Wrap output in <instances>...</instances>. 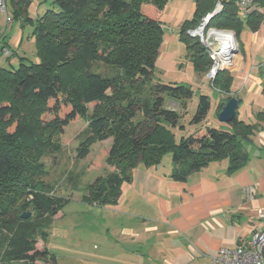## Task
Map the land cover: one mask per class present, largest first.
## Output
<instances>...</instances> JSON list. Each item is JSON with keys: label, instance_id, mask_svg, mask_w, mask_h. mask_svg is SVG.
Returning <instances> with one entry per match:
<instances>
[{"label": "trees", "instance_id": "16d2710c", "mask_svg": "<svg viewBox=\"0 0 264 264\" xmlns=\"http://www.w3.org/2000/svg\"><path fill=\"white\" fill-rule=\"evenodd\" d=\"M11 1L14 17L34 28L40 62L22 58L17 69L0 67V264H57L47 248L37 247V236H42L67 202L48 195L51 187L39 177V159L45 151L60 148L54 137L85 117L89 104L94 105L90 133L80 154L111 136L108 161L123 173H112L98 187L91 186L87 203L116 205L132 170L139 164L159 165L166 152L173 154L171 177L176 181L224 159L229 160L230 174L245 167L249 156L241 146L264 129V112L256 115L254 124L243 122L237 113L227 124L229 131L201 126L176 142L172 130L178 127L180 116L164 107L163 95L185 101L193 98V91L183 85L157 83L150 85L146 99L137 84L138 79L152 81L164 30L151 11L160 14L168 0H52L53 9L37 20L28 16L32 0ZM213 8L214 0H197L193 19L185 21L179 32L198 72H207L211 61L186 31ZM263 19L262 11L242 19L230 1L210 25L239 35L245 24L257 27ZM6 49L4 44L2 52ZM98 62L118 67L123 75L94 71ZM212 82L229 95V72H219ZM231 98L222 100L218 115ZM210 107L209 97L202 95L192 123L201 125ZM138 112L143 119L134 122ZM29 208L33 214L23 219Z\"/></svg>", "mask_w": 264, "mask_h": 264}, {"label": "rangeland", "instance_id": "374dc122", "mask_svg": "<svg viewBox=\"0 0 264 264\" xmlns=\"http://www.w3.org/2000/svg\"><path fill=\"white\" fill-rule=\"evenodd\" d=\"M196 1L168 0L160 14L155 10L151 11L152 17L159 18L162 23L163 45L155 64L152 81H137L146 99L150 95V85L157 83L183 85L193 91V98L185 101L163 95L164 107L175 110L180 116L178 127L172 130L176 142L201 126L229 131L228 125L220 122L218 117L219 105L227 96L240 101L238 118L247 124L256 123V115L264 112V19L257 27L251 28L245 24L239 35L234 30H229L236 35L240 47L235 60L236 68L224 70L232 76L227 95L213 85L215 78L208 77L209 70L195 71L186 44L179 40L182 24L194 17ZM7 7L9 16L13 18L7 23L5 14L0 12V67L17 69L22 58L28 63H39L33 26L25 23L23 18L14 17L11 0H7ZM51 9L52 0H32L28 16L37 20ZM262 13L264 16V5ZM180 21L183 23L179 26ZM194 29L195 27L187 29L186 36L198 42L187 34L189 30ZM4 44L7 45L9 58L2 52ZM93 69L104 75H123V71L118 67L102 62L95 63ZM202 95L209 97L211 107L206 120L198 125L192 123V120ZM149 100L151 102L152 98ZM87 108L85 117L76 119L64 129L62 135L54 137L53 142L59 143L60 148L45 151L39 159V177L51 187L48 195L66 201L67 204L51 219L42 236H37V247L47 248L56 256L57 264H143L137 254L130 252V249H137L138 245L123 231L125 219L116 213L117 207L87 203L86 198L91 194V186L99 185L112 173H123L120 167L108 161L107 155L113 144L111 136L90 143L88 151L80 154L83 144H86L83 141L90 133L89 120L94 105L89 104ZM142 119V112H138L134 122ZM181 127H184V130ZM246 148L248 150L244 142L241 149ZM161 167L166 172L174 169L171 152L163 155ZM25 213L31 216L33 211L29 208Z\"/></svg>", "mask_w": 264, "mask_h": 264}, {"label": "crops", "instance_id": "0c3cea01", "mask_svg": "<svg viewBox=\"0 0 264 264\" xmlns=\"http://www.w3.org/2000/svg\"><path fill=\"white\" fill-rule=\"evenodd\" d=\"M245 144L248 162L231 174L228 159L183 181L174 180L161 163L134 168L115 205L125 219L123 231L138 245L130 252L143 264H211L220 249L235 248L255 229H264L257 215L264 207V129Z\"/></svg>", "mask_w": 264, "mask_h": 264}, {"label": "built area", "instance_id": "2783aa9c", "mask_svg": "<svg viewBox=\"0 0 264 264\" xmlns=\"http://www.w3.org/2000/svg\"><path fill=\"white\" fill-rule=\"evenodd\" d=\"M233 1L242 19H247L253 12H261L264 0H214V8L208 12L194 30L188 35L195 38L211 61L208 71L210 79L216 78L219 72L236 68L235 60L239 52V42L232 31L210 25L213 17L224 11L227 3ZM0 12L5 14L6 22L10 23L7 0H0ZM9 51L5 50V55ZM254 190H249L252 198ZM258 219L264 222V207L257 211ZM211 264H264V229L257 228L250 239L240 241L235 248H222L212 259Z\"/></svg>", "mask_w": 264, "mask_h": 264}, {"label": "water", "instance_id": "95a60500", "mask_svg": "<svg viewBox=\"0 0 264 264\" xmlns=\"http://www.w3.org/2000/svg\"><path fill=\"white\" fill-rule=\"evenodd\" d=\"M239 102L236 98H231L226 104L223 106L222 110L219 113V120L224 124H229L238 113ZM29 213H24L22 215L23 219L29 218Z\"/></svg>", "mask_w": 264, "mask_h": 264}]
</instances>
